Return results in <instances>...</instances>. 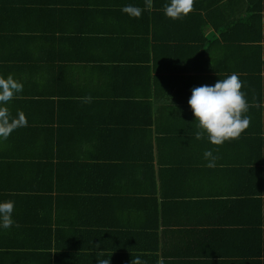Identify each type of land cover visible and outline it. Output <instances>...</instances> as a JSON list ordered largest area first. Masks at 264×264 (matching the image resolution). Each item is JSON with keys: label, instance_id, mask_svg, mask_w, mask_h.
I'll return each mask as SVG.
<instances>
[{"label": "crops", "instance_id": "obj_1", "mask_svg": "<svg viewBox=\"0 0 264 264\" xmlns=\"http://www.w3.org/2000/svg\"><path fill=\"white\" fill-rule=\"evenodd\" d=\"M90 1L0 0V75L23 84L7 107L31 124L4 140L2 150L37 156L28 147L36 136L42 144L75 140L86 156L100 153L99 140L118 144L130 162L115 167L122 183L93 211L146 247L131 252L160 264H264V83L256 87L264 82V17L250 20L246 0H220L218 12L207 7L213 0H194L204 8L173 20L161 5L151 9L150 22L121 11L144 0ZM236 18L246 21L227 35L232 42L216 41ZM232 73L250 105L248 128L222 145L197 140L191 89ZM54 134L58 139L50 140ZM205 150L217 157L215 167L205 166ZM68 153L64 147L58 156ZM89 162L95 167L87 175L98 173L99 159ZM55 167L69 169L61 160ZM60 191L66 197L68 187ZM14 222L0 230V264H23L31 256L21 250L42 240L49 224ZM73 224H64L61 240Z\"/></svg>", "mask_w": 264, "mask_h": 264}, {"label": "trees", "instance_id": "obj_2", "mask_svg": "<svg viewBox=\"0 0 264 264\" xmlns=\"http://www.w3.org/2000/svg\"><path fill=\"white\" fill-rule=\"evenodd\" d=\"M18 1L23 2L24 0ZM85 1L91 2L90 0ZM219 2L220 0L210 1L207 7L211 6L215 12H218L219 10L216 9L221 8ZM246 2L247 9L253 13L248 16L250 20L252 17H257L258 20L264 17L262 15L264 14V0H246ZM128 4L144 8V1H129ZM165 4L162 0H152L151 9L159 10L161 5L164 7ZM200 8L204 7L193 3L191 12ZM151 9L143 11L140 17L147 15L151 22L152 17L156 16L155 10ZM245 21V19L236 18L232 21L233 24H228L222 29L220 28L222 24L213 23L216 29L220 28L221 33V37H218L216 41L225 38L226 42H232L227 35ZM179 41L182 44L181 37ZM195 41H200L199 37H196ZM261 62L264 64V61ZM254 71L259 73L258 69ZM260 78L262 77L258 76V79ZM263 83V80L258 81L256 87L262 89ZM43 118L44 114L39 113L38 127H41ZM30 126L31 124L27 123L26 127L17 128L7 139L10 140L9 138L14 133L26 134ZM49 139L58 138L54 134ZM34 142L36 145L28 147L36 149L37 156L33 154L23 156L24 149H19L18 156H11V151L2 150L4 141H0V200L14 201L13 219L18 223L30 226L36 225L42 219L49 222L46 225L43 239L32 242L26 246V250H21L31 256L25 258L23 264H160L159 260L153 256L131 252L141 249L145 251L146 247H142L137 240H134L136 235L126 233L123 228L115 229L114 226L101 219L103 216L99 211H93V207L100 208V204L103 205L110 199L113 186L122 183L121 178L115 176V167L119 163L124 166L125 158L127 163L130 162L131 158L119 154L118 144H103L99 140L100 153L95 156H86L87 151L84 152V145L80 148L75 144V140L58 139V141L42 144L36 136ZM64 147L68 150L69 156H58L59 152L63 154ZM112 148L114 154L107 155V150ZM57 159H59L58 162H56ZM83 159H86V163L81 162ZM89 159H99L98 173L87 175L88 168L95 167V163L92 164ZM60 160L62 164L67 163L68 170L66 167H55L60 165ZM81 167H86V169H81ZM61 175H63L62 178ZM67 187L68 192H64ZM72 211H74V217L70 215ZM75 211L77 216H75ZM96 220L100 227L94 224ZM69 222L75 224L72 226L73 233L66 237L67 240H61V228L66 227L67 225L64 224H69ZM78 222L81 224H76ZM63 250L65 251L61 253Z\"/></svg>", "mask_w": 264, "mask_h": 264}, {"label": "clouds", "instance_id": "obj_3", "mask_svg": "<svg viewBox=\"0 0 264 264\" xmlns=\"http://www.w3.org/2000/svg\"><path fill=\"white\" fill-rule=\"evenodd\" d=\"M194 0H169L163 7L166 17L177 20L187 16L193 9ZM152 7V0H144V8L125 5L121 11L131 17L139 18L143 11ZM242 82L237 74L232 73L224 79H218L211 85H200L191 89L187 104L196 121L195 138L202 136L213 145H222L225 141L238 139L250 123L246 115L250 105L245 93L241 91ZM23 92L22 82L11 74L6 77L0 75V141L6 140L17 128L26 127L27 119L22 111L15 116L9 111L7 104L14 98H19ZM203 157L206 167L216 166L217 157L212 150H205ZM14 201L0 200V230L14 226Z\"/></svg>", "mask_w": 264, "mask_h": 264}]
</instances>
